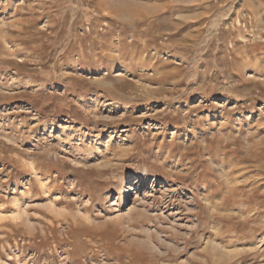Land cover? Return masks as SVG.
<instances>
[{
    "label": "rangeland",
    "instance_id": "obj_1",
    "mask_svg": "<svg viewBox=\"0 0 264 264\" xmlns=\"http://www.w3.org/2000/svg\"><path fill=\"white\" fill-rule=\"evenodd\" d=\"M109 2L0 0V264H264V0Z\"/></svg>",
    "mask_w": 264,
    "mask_h": 264
},
{
    "label": "bare ground",
    "instance_id": "obj_2",
    "mask_svg": "<svg viewBox=\"0 0 264 264\" xmlns=\"http://www.w3.org/2000/svg\"><path fill=\"white\" fill-rule=\"evenodd\" d=\"M109 2L110 0H105V2ZM112 1V0H111ZM110 1V2H111ZM109 2V3H110ZM103 5V4H102ZM109 11V10H108ZM107 11V12H108ZM106 142V141H105ZM136 179V178H135ZM134 182V179H130L129 181H128V183L127 184H125L123 187H121V194L118 196V198H120V199H122L123 200V197L125 196V195H128L129 193H130V191H131V185L130 184H132ZM126 192H127V194H126Z\"/></svg>",
    "mask_w": 264,
    "mask_h": 264
}]
</instances>
